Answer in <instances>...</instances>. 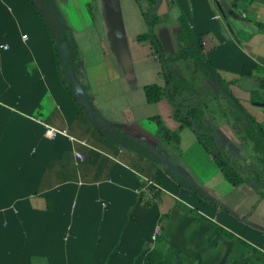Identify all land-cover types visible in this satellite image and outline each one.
I'll return each mask as SVG.
<instances>
[{"label":"crops","instance_id":"crops-1","mask_svg":"<svg viewBox=\"0 0 264 264\" xmlns=\"http://www.w3.org/2000/svg\"><path fill=\"white\" fill-rule=\"evenodd\" d=\"M55 1L99 117L154 160L94 129L61 85L33 10L0 0V264H264V201L224 179L167 99L146 100L145 86L164 87V64L137 40L149 31L137 1ZM155 12L162 50L178 52L182 14L233 97L264 126V103L250 101L254 93L264 101V0H158ZM201 86L215 99L209 80ZM157 117L177 145L161 137ZM214 134L227 152L224 129Z\"/></svg>","mask_w":264,"mask_h":264},{"label":"trees","instance_id":"trees-1","mask_svg":"<svg viewBox=\"0 0 264 264\" xmlns=\"http://www.w3.org/2000/svg\"><path fill=\"white\" fill-rule=\"evenodd\" d=\"M42 23L53 46L60 83L68 96L76 104L78 111L83 112L94 129L110 142L119 145L137 155L154 160L150 147L140 144L127 137L110 123L103 121L96 112L84 72L81 68L80 50L66 25L55 0H24ZM141 13L149 25L146 34L137 37L138 41H149L153 52L164 61L161 75L165 80L164 87L148 85L144 88L148 103H157L167 99L173 108V116L181 128L194 127V134L199 145L212 156L224 179L233 186L243 184L249 186L264 201V126L252 115L247 113L237 100L238 106L232 104L227 93H232L221 79L218 71L207 60L204 52L202 36L194 32L182 14L176 17L178 25L177 45L175 55L166 54L156 41L152 27L161 19L156 15L155 6L158 0H136ZM153 13L151 14V12ZM185 62V67L191 70L190 78L182 76L173 69L175 62ZM204 80H209L218 91V97L203 98L198 86ZM79 89L76 90L74 85ZM251 102L264 103L257 93L251 94ZM209 114L223 119L240 136L244 146H247L255 156L257 165L239 167L230 160L226 151L221 148L214 134V127L206 123ZM159 134L168 143L177 145L178 133H170L160 118H155ZM191 189L200 194L199 190L190 184ZM201 195V194H200ZM209 202L211 199L204 197ZM150 264L155 260L150 259Z\"/></svg>","mask_w":264,"mask_h":264},{"label":"rangeland","instance_id":"rangeland-1","mask_svg":"<svg viewBox=\"0 0 264 264\" xmlns=\"http://www.w3.org/2000/svg\"><path fill=\"white\" fill-rule=\"evenodd\" d=\"M180 66L177 68L178 73L186 78H190L191 70L185 67V62L181 61ZM217 89V88H216ZM198 90L201 92L203 98L210 97L209 93L200 85ZM215 99L218 97V91L214 92ZM235 100L240 103L243 109L249 113L247 108V100L242 96H237ZM261 104V103H260ZM250 114V113H249ZM251 115V114H250ZM206 123L213 126L214 128L222 127L224 129L225 135L221 136V142L224 144V148L227 150V155L234 164L239 167H246L251 165H257L255 156L250 152L247 146H244L240 136L232 129L223 119H220L217 115L209 114L206 119Z\"/></svg>","mask_w":264,"mask_h":264},{"label":"water","instance_id":"water-1","mask_svg":"<svg viewBox=\"0 0 264 264\" xmlns=\"http://www.w3.org/2000/svg\"><path fill=\"white\" fill-rule=\"evenodd\" d=\"M153 13V11L151 12V14ZM162 63L164 64V61H162ZM75 89L78 90L79 86L77 84L74 85ZM227 97L229 98V100L232 102L233 105L238 106L237 101L235 100V98L233 96H231L230 94H226ZM192 130L194 131V127H192Z\"/></svg>","mask_w":264,"mask_h":264},{"label":"built area","instance_id":"built-area-1","mask_svg":"<svg viewBox=\"0 0 264 264\" xmlns=\"http://www.w3.org/2000/svg\"><path fill=\"white\" fill-rule=\"evenodd\" d=\"M3 49L6 50L7 49V46H4ZM47 134H49L50 136H55L57 134V131L56 130H53V129L47 128ZM79 157L80 156H78V158Z\"/></svg>","mask_w":264,"mask_h":264}]
</instances>
